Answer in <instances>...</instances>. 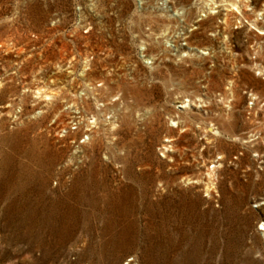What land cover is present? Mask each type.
<instances>
[{"label":"rangeland","instance_id":"rangeland-1","mask_svg":"<svg viewBox=\"0 0 264 264\" xmlns=\"http://www.w3.org/2000/svg\"><path fill=\"white\" fill-rule=\"evenodd\" d=\"M0 264H264V0H0Z\"/></svg>","mask_w":264,"mask_h":264},{"label":"built area","instance_id":"built-area-1","mask_svg":"<svg viewBox=\"0 0 264 264\" xmlns=\"http://www.w3.org/2000/svg\"><path fill=\"white\" fill-rule=\"evenodd\" d=\"M84 141L83 140H81V143H83Z\"/></svg>","mask_w":264,"mask_h":264}]
</instances>
